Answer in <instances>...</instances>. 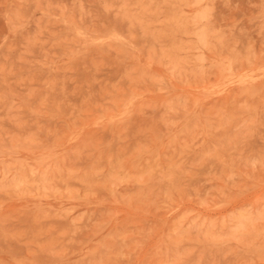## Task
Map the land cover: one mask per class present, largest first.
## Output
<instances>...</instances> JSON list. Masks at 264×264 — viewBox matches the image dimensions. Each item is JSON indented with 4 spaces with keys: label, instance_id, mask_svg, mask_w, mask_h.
Returning <instances> with one entry per match:
<instances>
[{
    "label": "rangeland",
    "instance_id": "rangeland-1",
    "mask_svg": "<svg viewBox=\"0 0 264 264\" xmlns=\"http://www.w3.org/2000/svg\"><path fill=\"white\" fill-rule=\"evenodd\" d=\"M0 264H264V0H0Z\"/></svg>",
    "mask_w": 264,
    "mask_h": 264
}]
</instances>
